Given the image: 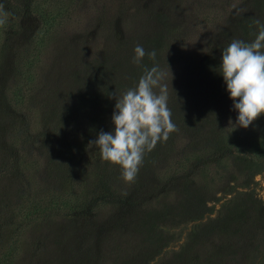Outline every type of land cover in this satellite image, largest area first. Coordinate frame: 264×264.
<instances>
[{
	"label": "rangeland",
	"instance_id": "rangeland-1",
	"mask_svg": "<svg viewBox=\"0 0 264 264\" xmlns=\"http://www.w3.org/2000/svg\"><path fill=\"white\" fill-rule=\"evenodd\" d=\"M37 1L64 15L66 4L73 3V17L62 16L43 33L39 17L21 13L15 0H0L5 20L0 24V261L235 264L238 257L245 264L244 253L264 226V173L254 176L248 188L235 189L233 178L223 186H198L184 172L196 167L203 147L213 145L218 117L216 139L229 138L223 128L237 112L218 73L221 50L233 39H255L254 21L264 23V0H84L82 8L76 7L78 0ZM40 37L46 59L36 82L29 79L34 69L25 73V60L32 55L26 58L20 50L29 38L28 48L38 46ZM138 44L155 50V60L145 56L134 64ZM153 66L164 74L160 85L167 87L177 131L145 153L132 183L121 178L120 166L95 161L87 191L92 200L105 189L101 169L94 168L99 164L123 181L122 192L139 189L146 206L111 205L86 217L53 210L52 193H71L69 184L63 185L70 154L88 149L101 130H114L115 99L109 95L136 86L144 68ZM21 88L26 100L19 101L15 93ZM154 91L159 94L160 87ZM211 102L218 108L212 114ZM256 122L264 134L263 114ZM183 156L190 163L180 164ZM175 173L181 174L172 182L169 176ZM241 201L249 204L251 215L234 210Z\"/></svg>",
	"mask_w": 264,
	"mask_h": 264
},
{
	"label": "trees",
	"instance_id": "trees-1",
	"mask_svg": "<svg viewBox=\"0 0 264 264\" xmlns=\"http://www.w3.org/2000/svg\"><path fill=\"white\" fill-rule=\"evenodd\" d=\"M84 0H78V7L81 4V8L83 7ZM90 0L85 1L87 4ZM61 2V1H59ZM91 2V1H90ZM18 8H21V13L25 11H29L26 14L35 15L39 17L41 30L43 33L48 32L49 30L54 28V25L58 22L61 17L68 15V17L72 18L73 10L72 5L73 3H64L61 2L62 5H67V10L65 11L66 14L51 13L48 9L42 8L44 6V1H37V0H15L14 2ZM60 4V3H58ZM65 5V6H66ZM65 9V7H63ZM10 23V22H9ZM8 26V25H7ZM6 29V30H5ZM4 31L10 33V28H4ZM24 34V33H23ZM28 38V37H27ZM31 40V41H30ZM40 40V41H39ZM37 42L38 46L34 48H28L32 44V39H27L26 42L23 44L22 49L20 50L21 53L23 51L26 53V58L30 55V59H26V66L28 67L25 73L30 74V69H34L33 72L29 75L30 81H40L41 74H37L44 64L46 59L45 52L46 48H43L45 42L42 41V37H40ZM43 44V45H42ZM34 49V50H33ZM48 60V58H47ZM47 62V61H46ZM29 63V66H28ZM46 65V63H45ZM26 92L21 88L18 92L15 93L16 98L21 100H26ZM21 98V99H20ZM208 111L212 114L217 112L216 105L214 102H211L207 106ZM77 112L80 110L78 107L76 108ZM233 112V111H232ZM230 113L229 117H227V121L224 123L225 126L223 131L225 132L224 136H229L228 140H225L221 136V140H217L218 131H216L221 126V120H216L215 123V131H214V141L213 145L209 146L208 148L203 147V151L197 154V162L195 168H189V170H185L186 176L191 178L193 184L198 186L205 185L209 187H214L216 185L223 186L230 178H233L236 187L248 188L249 183L252 181L254 176L258 174L264 173V134L263 132L259 131L258 123L256 120L251 124L248 128L238 127L236 124V118L238 113L232 114ZM264 118V114H263ZM234 135L236 136L234 138ZM192 144V143H189ZM194 144H192L193 147ZM233 146L232 148L228 149L227 147ZM99 149L95 146L83 150L81 152H73L68 157V162L70 165L67 178L64 180L63 185L65 187L66 184L70 186V192L67 193L65 190L62 192L58 190L56 193H52L53 195L50 197L51 199V206L53 210L63 211V210H73L78 214L80 217H86L93 213L98 212L97 210L102 209L103 207H112L114 205L115 208L117 206H123L129 209H142L146 206L148 200L146 197H142L140 194L141 192L139 189H132L129 190L130 193L126 191L122 192L121 182L118 175L108 168L99 167L97 164V169L101 172V180H105L101 182V185H105V189L101 190L100 195L94 197L92 200L88 197L87 191L89 185V169L93 167L95 161L101 159L99 154ZM185 156V154H184ZM183 156V158H184ZM209 159L210 163H204L206 160ZM190 163L191 158L185 157L184 159H180L179 163L181 164L183 161ZM245 165V168H241V165ZM181 173H175L170 175L172 182H175L178 178L176 175ZM175 184V183H174ZM219 186V187H220ZM126 189V188H125ZM140 196L141 198L137 197L136 195ZM61 194V195H60ZM240 194L239 192L237 193ZM139 198V199H137ZM235 199H239L236 197ZM84 203H83V202ZM112 205V206H111ZM234 210H243L246 213L250 212L248 215H251V210L249 208V204L244 202H238L235 206ZM129 211V210H128ZM132 211V210H130ZM239 213L240 212H236ZM25 214L24 211H20L21 217ZM245 214V213H244ZM246 215V214H245ZM245 215H242L245 218ZM24 219L26 220L25 216ZM249 218L248 220H251ZM258 239L255 240L254 237L252 238V244L249 245L250 248L248 252L244 253V258L246 259L245 264H264V226H261V229L258 230ZM17 242L13 244L9 253L14 254L16 249ZM232 255L236 258L237 254ZM238 258V257H237ZM234 259L235 264H240L239 259ZM14 263L13 258H7L0 261V264H12Z\"/></svg>",
	"mask_w": 264,
	"mask_h": 264
},
{
	"label": "clouds",
	"instance_id": "clouds-1",
	"mask_svg": "<svg viewBox=\"0 0 264 264\" xmlns=\"http://www.w3.org/2000/svg\"><path fill=\"white\" fill-rule=\"evenodd\" d=\"M3 23L5 20L0 19ZM254 24L258 28L255 39H233L221 50L218 67L238 113L235 125L245 129L264 114V23L255 20ZM133 51L132 62L136 65L145 56L156 58L155 50L146 51L139 44ZM163 75L157 66L145 67L136 86L119 96L111 93L109 98L115 99L111 117L114 130H101L95 140L89 141L88 148L97 147L103 161L120 166L121 178L127 183L135 181L145 153L177 131L168 107L167 87L160 85ZM156 87H160L159 94L154 91Z\"/></svg>",
	"mask_w": 264,
	"mask_h": 264
}]
</instances>
